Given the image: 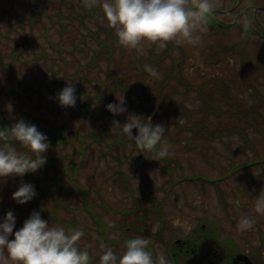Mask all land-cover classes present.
Listing matches in <instances>:
<instances>
[{
	"label": "rangeland",
	"instance_id": "obj_1",
	"mask_svg": "<svg viewBox=\"0 0 264 264\" xmlns=\"http://www.w3.org/2000/svg\"><path fill=\"white\" fill-rule=\"evenodd\" d=\"M32 2H37L43 12ZM195 3L186 0V7L192 8ZM211 3L213 14L222 21L226 19L228 29L212 30L208 22L194 32L199 37L196 45L179 35L173 39L180 47V51L173 48L174 57L179 59L182 49L184 52L180 61L185 77L178 80L167 79L171 57L162 58L158 65L150 63L155 59L151 53L164 49L158 43L145 42L140 53L122 46L114 29L109 37L114 59L101 61V68L78 72V59H87L84 51L95 46V35L105 34L108 27L98 6L94 14L85 10V0H0L1 114L10 124L24 119L37 128L52 130L55 123L66 129V142L50 145L44 153L46 164L36 171L42 187L35 189L42 195L39 203L35 197L22 205L11 199L14 185L23 183L27 175L0 178V208L14 213L16 229L26 219L24 214L43 209L41 218L50 226L49 215L76 221L73 229L84 232L76 242L81 250L101 255L102 246L107 245L119 254L127 239L143 237L150 241L149 251H154L156 259L164 253L170 264L183 261L184 256L172 252L177 238L192 237L193 241L217 231L239 246L264 241V215L254 210L256 196L264 195V46L259 42L262 35L257 25L247 21L246 15L254 5L264 23V0ZM245 22L254 27L251 34L244 32ZM232 24L238 28L229 29ZM232 42H238L237 52L226 51L221 56L214 53L213 46ZM133 58H141L145 69L141 74L136 73L134 61L129 62ZM146 65L157 75L146 71ZM82 73L87 75V93L80 98L76 91L75 107H60L54 100L55 93L66 83L76 88ZM114 78L123 80L124 89L115 91ZM185 81L192 83V88H187ZM204 82L203 89L196 88ZM98 90L105 98L111 94L105 103L96 100ZM122 95L127 111L116 121L130 120L135 114L164 125L168 163L139 149L132 140L122 145L123 141L110 144L92 137V133L105 129L103 118L94 119L96 113ZM229 98L236 105L232 106ZM227 107L229 112L223 113L221 110ZM233 124L245 131L256 152L240 131L232 128ZM215 131L220 136H214ZM40 132L47 136L45 131ZM53 136L49 133L48 140ZM13 145L18 152L28 151L16 142ZM245 162L249 165L241 168ZM165 165L171 169L165 170ZM72 172L73 177L69 175ZM194 173L205 180L184 179ZM54 174L58 181H54ZM35 181L30 183L35 186ZM153 199L162 204L161 215ZM3 213L0 210V217ZM244 215L255 223L242 231L238 221ZM98 217L108 227L104 238L97 237ZM57 224L68 229L64 221ZM256 259L264 262V246ZM8 264L14 262L9 260Z\"/></svg>",
	"mask_w": 264,
	"mask_h": 264
},
{
	"label": "clouds",
	"instance_id": "obj_2",
	"mask_svg": "<svg viewBox=\"0 0 264 264\" xmlns=\"http://www.w3.org/2000/svg\"><path fill=\"white\" fill-rule=\"evenodd\" d=\"M85 6L89 9L98 6L101 18L115 30L118 42L140 53L145 42L158 43L165 48L167 42L178 35L189 44H198L199 37L194 36V32L206 24L214 11L211 0H196L192 8L186 7V0H85ZM145 67L151 75H157L154 68ZM54 100L62 108L75 107L77 95L73 83H66L55 93ZM125 104L122 95L105 108L118 116L127 111ZM141 117L144 116L132 114V118L123 123L113 120L111 129L120 128L139 149L155 152L159 158L167 157L168 147L164 142L167 128L153 124L151 117ZM10 140L28 151L18 152L13 143H8ZM0 142H3L0 144V178L35 173L47 162L44 155L50 146L47 136L24 119L16 120L10 127L0 126ZM35 195V186L25 182L12 192L11 199L22 205ZM254 210L264 215V195L256 196ZM254 223V219L244 215L238 227L243 231L251 229ZM14 229L16 217L8 211L0 217V264H8L9 260L14 264H91L89 252L76 246L84 236L82 229L50 226L39 211L31 212L22 226ZM149 245L150 241L143 237L127 239L119 254L104 245L99 264H170L164 253L154 260Z\"/></svg>",
	"mask_w": 264,
	"mask_h": 264
},
{
	"label": "trees",
	"instance_id": "obj_3",
	"mask_svg": "<svg viewBox=\"0 0 264 264\" xmlns=\"http://www.w3.org/2000/svg\"><path fill=\"white\" fill-rule=\"evenodd\" d=\"M32 3L36 4L37 6H39L41 8V11L43 12V8L37 2H32ZM232 3H234V0H231V4ZM85 10H88V12L90 10V12L92 14H94L96 12L94 7L92 9L85 8ZM249 10H250V12L249 13L247 12L248 14H246L247 17L249 16L247 21H250L251 23L256 24L259 31L263 30V26L258 21L255 20L254 11L252 9H249ZM31 11H33V10L31 9ZM224 20H226V19H224ZM224 20H223V22H225ZM243 24L245 25L246 29H244V25H242L241 27L244 29V32L246 33V35H248V33L251 34V32L253 31L254 27H250L247 22H245ZM227 27H228V24H227ZM236 28H238L237 24H232L229 29H236ZM103 29H104V26L101 27L100 31L103 30ZM105 29H106L105 34L99 35V33H97L95 35V39H96V42H97L96 45L95 46H89L87 48V50L84 51V56H87V59L85 61H80L78 59V62H79L78 63V67H77L78 72H80L83 69L86 70V72H89L92 68H95V67L96 68H101V61H106L107 63H109L111 60L114 59L113 58V53H114L113 43L109 40V37L111 35L110 32H111V30L113 28L108 25V27H106ZM246 39H249L250 41L252 40V38H246ZM173 48H178V50L180 51V47H179L178 44L174 43L172 40L168 41L167 42V46L162 51L151 53L152 55H155V59H152L150 61V63H152V65H158V63L162 60V58L171 57V63L169 65L170 75H168L167 79L172 77L171 79L181 80V79H183L185 77V75H184V73L182 71V64H181V61H180L184 52H183V49H182L181 50V54H179V59H176V57H174L173 52H172ZM213 48L215 49L214 53H216L217 56H221L222 54H225L226 51L237 52V50L239 49V45H238V42H232L231 44H227V45L225 44V45H222L221 47L220 46L219 47H214L213 46ZM15 57H16V55L14 56L13 59H15ZM133 61L135 63L136 68L139 70L138 71L136 69V73L137 74H141L140 72H143L145 70L143 65H142V63H141V58H137V59L133 58L129 62H133ZM11 64H13V63H11ZM110 76L111 75L107 76V79L111 78ZM85 77H87V75L86 74L84 75V73H82L81 76L79 77L80 81H79V83H78V85L76 87V91H77V93H78L80 98H82L87 93V91L84 88L85 87V82H84ZM122 81H123L122 79H118V80L116 78L113 79L115 91L118 88L124 89ZM105 82H106V80H104L102 82L99 81L98 85L104 84ZM184 84L187 86V88H192V86H193L192 83L186 82V81H185ZM204 85H205V82L196 84V88L203 89ZM222 87L220 88V90L222 89ZM95 95H96V100H101L103 103H105L107 98H109L111 96V94H110L109 96H106V98L102 97L101 96V90H98ZM207 95H209V94H207ZM227 101L229 103H232V106H234L235 102L232 101L230 98ZM235 105H236V103H235ZM250 110L252 112H254V108H252V106L250 107ZM86 111H88V109H86ZM221 111H224L223 113H227V112H229V107H227L225 109H222ZM97 117L103 118L105 129H103L100 132L92 133V137L93 138H95L96 140H104V139H106L107 141L110 142V144H117V143H120L121 141H123L122 145H126L128 140L131 141L127 137V135L124 134L120 130V128H117L115 130L111 129L112 121L118 119L119 115L118 116H113L111 113H109L106 110V108L103 107L100 111H98L96 113V116H95L94 119L96 120ZM4 118L5 117L1 114V110H0V126L10 127L12 124L7 122L6 119H4ZM141 119H146V118H141ZM95 120H93V121L95 122ZM127 121L128 120H123V122H127ZM123 122H121V123H123ZM52 126H53L52 130L45 129L43 127L38 128V130L39 131H45V133L47 134V138H49V133H53L54 134V136L51 137L48 140L51 146H53V145L62 146V144H64L66 142V137H65L66 136V129L63 126H61V125H56L55 123H52ZM232 126H231L232 128H237L240 131L241 136H243L245 138L246 144L249 145L252 149L255 150L253 142L251 140H249V138L246 137L245 131L241 127L236 125V124H233ZM121 127H122V125H121ZM229 130H231V129L229 128ZM132 131H133V135H135L136 134V130L133 129ZM213 134H214V136H220L219 131H215ZM104 135H106L107 137L104 138ZM2 143L3 142H1V144ZM8 143H13V141L10 140V141H8ZM132 143H133V141H132ZM54 150L55 149H53V151ZM255 152H256V150H255ZM151 153L155 154V152H151ZM53 158H55V157L53 156ZM163 159H165L166 163H168L169 160H170V158L168 156L163 158ZM70 161L72 162V160H70ZM164 169L165 170H170L171 168L168 167L167 165H165ZM73 172L75 173V167H73ZM73 172H72V174H69L71 177H73ZM25 175H27V176L24 179L23 183H25V182L26 183H30L32 180L35 179L36 180L35 181V184H36L35 185V189L39 190V189L42 188L39 185L40 175H38L36 172L33 173L32 176H29L28 174H25ZM53 179H54V181H58L59 177L56 176V174H54L53 175ZM20 184L21 183L14 185V191L19 187ZM41 199H42V195L41 196H39L37 194L35 195L36 203H39V201ZM153 203H155L154 204V208L156 210H158V212L160 213L159 215H161L163 213V210H164L162 204L160 202H158V203L155 202V200L153 201ZM88 209H89L90 213L92 214V216L95 217L96 212L91 207L88 208ZM0 210L5 212V213L7 212V211H5V209H2V208H0ZM42 210L43 209H38V211L41 214V217H43V215H44L42 213ZM5 213H3V214H5ZM29 215L30 214H24L26 219L28 218ZM73 216H75V215H73ZM49 219H51L53 226H59L57 224V222H60V221H64V223L68 227V229H73L74 227L77 226L76 223H75L76 221L70 222V221H67L66 219H63V218L59 220V218H57V217L54 218V216H52V215H49ZM95 221L97 223V229H98L97 237L98 238H101V237L104 238V234L106 236L108 234V227L106 225H104V220L101 217H98L97 219H95ZM150 249L152 250L151 247H150ZM152 253H153V259L156 260V256H155V253H154L153 250H152ZM89 255L91 257V264H99L100 255H94L92 253H89Z\"/></svg>",
	"mask_w": 264,
	"mask_h": 264
},
{
	"label": "flooded vegetation",
	"instance_id": "obj_4",
	"mask_svg": "<svg viewBox=\"0 0 264 264\" xmlns=\"http://www.w3.org/2000/svg\"><path fill=\"white\" fill-rule=\"evenodd\" d=\"M263 239V237H262ZM249 243V242H248ZM193 244L190 242L189 237L186 238H177L175 240V246L172 247L173 251H177L178 254H183L186 252H192L194 249L192 248ZM248 246V244H247ZM246 245L239 246L236 243H232L231 245H227V255L224 259L220 261L219 264H246L245 259L236 258V254H246L252 260V264H264V262L257 261L256 257L258 253H260L261 249L264 246V241L259 242L258 245H251L247 247Z\"/></svg>",
	"mask_w": 264,
	"mask_h": 264
},
{
	"label": "water",
	"instance_id": "obj_5",
	"mask_svg": "<svg viewBox=\"0 0 264 264\" xmlns=\"http://www.w3.org/2000/svg\"><path fill=\"white\" fill-rule=\"evenodd\" d=\"M226 248L214 236L204 238L196 250L186 259V264H219ZM250 264V262H249Z\"/></svg>",
	"mask_w": 264,
	"mask_h": 264
}]
</instances>
